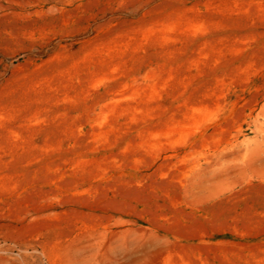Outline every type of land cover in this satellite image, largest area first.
I'll return each instance as SVG.
<instances>
[{
    "label": "rangeland",
    "instance_id": "obj_1",
    "mask_svg": "<svg viewBox=\"0 0 264 264\" xmlns=\"http://www.w3.org/2000/svg\"><path fill=\"white\" fill-rule=\"evenodd\" d=\"M0 264H264V0H0Z\"/></svg>",
    "mask_w": 264,
    "mask_h": 264
}]
</instances>
